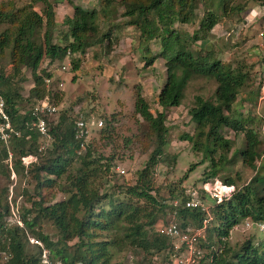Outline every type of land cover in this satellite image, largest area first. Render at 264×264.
<instances>
[{"label":"trees","instance_id":"trees-1","mask_svg":"<svg viewBox=\"0 0 264 264\" xmlns=\"http://www.w3.org/2000/svg\"><path fill=\"white\" fill-rule=\"evenodd\" d=\"M250 1L264 4V0ZM38 2L41 6L36 11L33 7ZM57 2L30 0L20 6L10 0L0 3V25H4L0 29V95L11 122L21 133L19 137L9 139V168L4 164L6 145L0 141V174L8 177L9 169L18 176L25 174L32 184L33 195V198L27 197L29 207L20 209L18 219L21 225H17L5 220L8 214L7 189L0 190V264H40L41 248L47 250L51 262L58 264H128L126 256L119 262H112L114 253L123 248L133 264H170L172 246L159 227L165 220L163 214L171 209L169 202L183 200L186 187L168 190L163 196L148 175L168 143L164 112L152 114L146 101L136 92L133 113L144 122L155 146L145 166L136 172L134 183L112 182L105 188L102 179L112 177L113 157L95 155L88 142L80 148L73 137L70 118L60 113L55 120L46 119L52 141L38 151L39 135L35 130L25 128L28 114L18 112L23 99L8 86L18 77L23 80L22 68L28 71L32 81L24 100L33 102L44 95L43 78L51 77L48 66L67 60L75 70L86 51L101 44L103 37H110L108 31L98 36L97 16L101 13L104 17L107 9L113 8L115 0H97V8L89 10L68 1L72 11L62 21L65 30L61 32L60 42L54 41V7ZM199 3L203 12L190 36L192 42L204 39L213 29L220 18L218 11L233 15L245 8L236 0H118V7L122 9L121 16L125 17L122 25L133 26L137 31L136 41L131 39L132 45L159 39V56L164 59L165 66L164 83L157 94L161 109L179 105L183 89L192 76L213 78L216 82L213 100L195 96L193 106L188 110L196 133L193 137L181 136L208 161L199 182L214 179L225 163V155L221 153L214 159L216 150L226 152L231 145L220 133L224 128L242 133L243 147L236 150L235 155L239 154L246 165L253 167L255 174L248 183L236 187L229 198L213 205L212 219L200 245L213 246L210 264H264V233L256 237L257 241L245 240L238 249L226 243L229 231L240 220L264 224V148H259V144L264 143V103L257 108L259 116L248 111L243 114L245 116L233 115L232 104L238 88L248 78L247 74L222 64L211 50L204 47L201 48L203 53L193 50L174 29L175 23L192 21ZM142 49L148 52L147 46ZM5 52L9 72H5L6 66L2 62ZM153 59L149 56L145 63L151 64ZM45 60L47 66L42 69L40 65ZM111 117L105 118L104 124L96 128L102 138L104 133L109 134ZM257 119L260 120V129L256 128ZM27 154H32L35 159L23 166L20 157ZM171 159L174 160V156ZM74 163L79 165L77 169L72 168ZM191 166L188 171L192 170ZM100 180L101 186L98 184ZM223 183L233 185L234 181L226 177ZM53 188L64 196L47 201L43 190ZM174 209L180 227L200 225L203 213L198 209L181 205ZM42 222L53 227L54 237L40 230ZM27 232L41 244V247L33 245V252L26 250Z\"/></svg>","mask_w":264,"mask_h":264},{"label":"rangeland","instance_id":"rangeland-1","mask_svg":"<svg viewBox=\"0 0 264 264\" xmlns=\"http://www.w3.org/2000/svg\"><path fill=\"white\" fill-rule=\"evenodd\" d=\"M29 1L10 0L17 6ZM68 1L72 5L87 10L92 7L97 8V0H58L54 7L55 26L53 32L54 41L57 42H60L61 32L65 30L62 21L72 11ZM236 1L245 6L244 10L233 15L230 13L223 15L221 11H218L220 18L204 39H197L194 42L190 40V36L196 30L198 20L203 12L202 2L195 10V16L191 22L186 24L175 23L173 27L186 40V44H191L193 50L202 53L204 49L211 50L214 57L219 59L222 64L247 74L248 78L238 88L231 110L233 115L240 113L245 116L243 114L248 111L257 116L259 111L256 108V77L264 55V37H258L257 32L264 24V16L245 28L234 30V27L240 26L238 23L252 3L250 0H246V2L245 0ZM1 2H5V0H0ZM40 6L38 2L34 4L33 8L38 11ZM112 6L113 8L107 9L104 13V17L101 13L97 16L98 36L108 31L110 37H103L101 44L86 51L77 62L75 70L72 69L73 64L67 60L48 66L47 69L51 72L50 88L53 95L55 93L52 96L53 102L58 106L59 114H64L71 120L79 114L84 118L93 115L99 118L103 125L104 119L112 116L109 134L104 133L105 136L103 135L102 138V135L97 134L95 128L87 141L91 143L95 155L113 157L112 177L102 179V182L104 181L106 184L104 185L105 188L112 182L134 183L137 177L136 172L145 166L146 160L155 146L154 139L146 125L138 115L133 113L134 97L138 91L152 114L161 110L164 112L168 143L164 147L159 161L148 171V175L152 177V184L163 196L167 194L168 190L197 186L208 161L204 159L203 153L194 150L192 144L186 139H182L181 136L186 134L193 137L196 133L197 130L189 118L188 110L193 106L195 96L213 100L216 82L213 78L192 76L183 89V96L179 105L161 109L157 104V94L164 83L165 66L164 59L159 56L161 49L159 39L154 38L132 45L131 39L135 38L136 41L137 31L133 26L122 25L125 17L121 16L122 9L118 7V0H115ZM3 26L0 25V29ZM143 46L148 47V52L142 49ZM149 56L154 57L153 62L146 64L145 60ZM6 60L7 53L5 52L2 62L4 67L6 66L5 72H9ZM40 66L44 69L43 67L47 66L46 60ZM21 74L23 80L20 81L18 77L8 87L10 91L15 90L22 97L23 100H20L19 107L27 109L31 101L24 99H26L28 90L32 86V81L25 68H22ZM58 116L57 113H54L46 119L55 120ZM256 122V128L260 129L258 126L260 120L257 119ZM252 127L255 128L254 123ZM220 133L231 142V145L226 152L219 149L214 152L215 160L220 153L225 155V163L214 179L223 182L224 178L229 177L234 181L233 186L240 188L248 183L255 174L253 167L246 165L239 154L235 155V151L243 147V135L241 132H233L225 128ZM8 147L10 148V146ZM259 148H264V143L259 144ZM171 156H174V160L171 159ZM103 161L104 159L101 162ZM4 164H7V168H9L7 162L4 161ZM189 166L192 167L191 171L187 170ZM78 167L77 163L72 164L73 169ZM115 167L122 168L125 174L120 175L113 172ZM98 184L101 186V180L98 181ZM3 187L7 189L6 202L8 205V214L5 220L8 223H13L18 218L20 209L29 207L27 197L33 198L32 184L25 174L24 176H18L15 173L12 175L9 169L8 177L5 174H0V190ZM43 191L47 194V201L61 199L64 196L56 188ZM24 192H27V195ZM167 212L168 210L163 214L165 219ZM245 221L248 220H240L229 231L226 243L234 249H238L247 239L252 242L257 241L256 237L264 233V229L260 231L256 226L246 228ZM40 230L51 237L55 236L53 227L48 223L42 222ZM27 234L30 238L35 239L28 232ZM33 245L35 244L28 241L26 250L33 252ZM124 250L125 248L114 253L113 263L119 262L126 256L128 264H133L131 257ZM160 261L157 260L156 262L159 263Z\"/></svg>","mask_w":264,"mask_h":264},{"label":"built area","instance_id":"built-area-1","mask_svg":"<svg viewBox=\"0 0 264 264\" xmlns=\"http://www.w3.org/2000/svg\"><path fill=\"white\" fill-rule=\"evenodd\" d=\"M262 16H264V4L252 2L241 18V21L238 23L240 24V28L234 27V30L245 28L247 25L257 22ZM257 36L264 37V24L261 29L258 30ZM261 60L260 69L256 77V108H258L261 103H264V57H262ZM50 83L51 77L43 78L44 95L40 99L31 102L27 109L18 111L19 113L25 112L29 116V120L25 122V128L35 130L39 135L40 144L37 149L38 151H42L48 147L52 141L51 135L48 132L46 117L54 113H57L58 116L60 111L58 106L53 102V92L50 88ZM72 122L73 137L78 141L80 148L85 147L93 129L99 128L102 125L101 120L93 115L84 118L79 114ZM20 135V130L11 122L10 116L5 110L4 100L0 95V141L6 145L7 158L5 162L9 164L8 166H10L11 158L8 147L9 139L11 137H19ZM34 159L35 157L32 154L20 157L23 166H26ZM112 171L120 175L125 174V171L118 167H115ZM11 173L12 175L14 174L12 171ZM234 190L235 187L233 185H227L217 179H213L201 182L197 186L186 187L183 193V200L172 199L169 202V204H171V209H168L167 217L164 223L159 227V230L170 240L172 246L173 256L171 257L170 264H210V253L213 250V246L203 247L200 243L205 237L206 227L212 219L211 208L213 205L219 204L223 200L229 198ZM178 205H181L183 208L198 209L202 212L203 218L200 225H186L185 227H180L176 217V209H174L175 206ZM14 222L17 225H21L18 218H16ZM244 224L246 228L256 226L260 231L264 229V224L261 222L253 223L248 220L245 221ZM28 241L41 247L40 242L33 238L28 237ZM39 262L40 264H58L57 262H51L47 250L43 248H41L39 254Z\"/></svg>","mask_w":264,"mask_h":264},{"label":"clouds","instance_id":"clouds-1","mask_svg":"<svg viewBox=\"0 0 264 264\" xmlns=\"http://www.w3.org/2000/svg\"><path fill=\"white\" fill-rule=\"evenodd\" d=\"M258 163V161L256 162V164Z\"/></svg>","mask_w":264,"mask_h":264},{"label":"crops","instance_id":"crops-1","mask_svg":"<svg viewBox=\"0 0 264 264\" xmlns=\"http://www.w3.org/2000/svg\"><path fill=\"white\" fill-rule=\"evenodd\" d=\"M232 33V32H231Z\"/></svg>","mask_w":264,"mask_h":264}]
</instances>
